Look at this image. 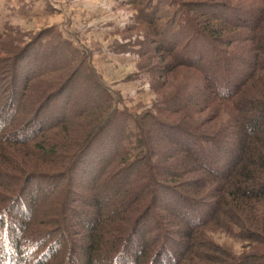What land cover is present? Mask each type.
<instances>
[{
  "label": "trees",
  "instance_id": "1",
  "mask_svg": "<svg viewBox=\"0 0 264 264\" xmlns=\"http://www.w3.org/2000/svg\"><path fill=\"white\" fill-rule=\"evenodd\" d=\"M212 3H192L201 20L183 17L166 44L155 9L143 18L141 70L159 72L160 89L189 78L184 70L200 84L142 118L113 106L95 76V101L69 112L67 92L84 65L72 68L73 48L66 61L23 71L20 90L8 93L0 79L8 95L0 98V264H264V0ZM3 37L0 52L11 57L0 59V74L22 65L29 48ZM128 119L133 156L123 146ZM217 232L243 243L241 253L218 244Z\"/></svg>",
  "mask_w": 264,
  "mask_h": 264
},
{
  "label": "rangeland",
  "instance_id": "2",
  "mask_svg": "<svg viewBox=\"0 0 264 264\" xmlns=\"http://www.w3.org/2000/svg\"><path fill=\"white\" fill-rule=\"evenodd\" d=\"M132 1L42 0L43 3H41L40 0H0V36L8 37L2 38L4 43L13 39L18 41V50L24 49L38 34L48 30L41 34L42 36L46 33L34 46L29 45L28 54L26 52L25 55L27 58L22 65L13 69L10 62L7 65L9 73L0 74V79L9 87L7 88L8 93L12 92V86L20 90V74L23 71L36 72L53 64H59L61 59L66 61L70 55L74 56L71 52L73 49L78 52V61L72 64V68L78 67L81 59L84 65L80 68L78 78L70 86L71 92H67L69 93L67 97L70 96L71 99L69 112L73 108L71 105L91 104L95 101L91 96L95 89L94 85L92 86L95 82L94 76L111 92L113 106L117 107L120 112L138 118H142L147 113H155L163 99L177 96V93L199 85L197 74L184 70L189 78L184 76L179 81L169 80L170 85L160 89L158 85L164 81L163 78L158 79L159 72L154 73L149 66L141 70L143 64L146 65V61L140 55L144 52V44L147 42L145 34L149 31L143 23V18L147 17L151 8L155 9L156 26L154 28L164 31L159 40L166 44L174 40L170 35L177 29V25L183 26V17L190 21L201 20L199 14L191 10L193 9L192 3L200 2L202 5H210L213 4L212 2L219 4L221 0H135L138 3ZM222 1H229L233 6L249 4V0ZM140 3L142 7L138 6ZM214 7L211 9L209 6L208 9L214 11L216 10ZM37 14L41 16L35 17ZM172 19L175 21V26L168 28L172 25L170 23ZM187 23L189 24L188 21ZM185 31H188L184 32L183 29V34L186 35L179 37V51L185 43L188 44L187 34L191 31L190 25ZM189 43L191 44L184 53L185 58L186 53L194 49L193 46L196 45L193 40ZM67 44L71 47H64ZM203 50L205 51L203 57L208 62L211 59L210 46L204 45ZM10 57L0 52L1 60ZM159 62L154 61L151 65L157 66ZM12 73L16 76V82L11 79ZM59 76L61 73L55 75L58 78ZM64 81L65 78L61 80V84ZM3 96L6 102L5 98L8 95L1 93L0 98L2 99ZM0 102L2 103L1 100ZM126 132L129 134V139L123 143V146L133 156L139 148L134 137L135 131L131 119H128ZM114 148L113 145L109 146L106 153L113 151ZM73 181L77 193H81L79 189L81 187L77 184L83 185L84 182L78 180V176H73ZM158 195L159 205L165 206L170 202L169 196L165 193L159 192ZM213 238L233 254L238 255L242 251L243 243L223 232L215 233Z\"/></svg>",
  "mask_w": 264,
  "mask_h": 264
},
{
  "label": "crops",
  "instance_id": "3",
  "mask_svg": "<svg viewBox=\"0 0 264 264\" xmlns=\"http://www.w3.org/2000/svg\"><path fill=\"white\" fill-rule=\"evenodd\" d=\"M40 1H41V3H43L42 0H40ZM50 2H51V1H50ZM44 6H45V4H44ZM37 16H41V15H40V14H37L35 17H37Z\"/></svg>",
  "mask_w": 264,
  "mask_h": 264
}]
</instances>
